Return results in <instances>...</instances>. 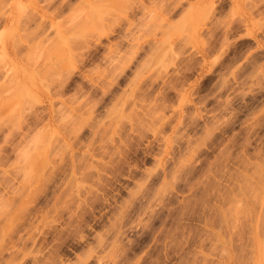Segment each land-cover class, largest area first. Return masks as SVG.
I'll return each mask as SVG.
<instances>
[{"label": "rangeland", "instance_id": "374dc122", "mask_svg": "<svg viewBox=\"0 0 264 264\" xmlns=\"http://www.w3.org/2000/svg\"><path fill=\"white\" fill-rule=\"evenodd\" d=\"M263 184L264 0H0V264H264Z\"/></svg>", "mask_w": 264, "mask_h": 264}, {"label": "bare ground", "instance_id": "6f19581e", "mask_svg": "<svg viewBox=\"0 0 264 264\" xmlns=\"http://www.w3.org/2000/svg\"><path fill=\"white\" fill-rule=\"evenodd\" d=\"M264 185V184H263ZM264 188V187H263ZM256 199H257V197H256ZM253 207V206H252Z\"/></svg>", "mask_w": 264, "mask_h": 264}]
</instances>
